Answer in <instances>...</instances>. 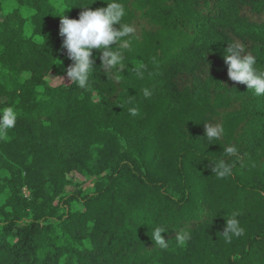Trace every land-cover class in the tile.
<instances>
[{
  "label": "trees",
  "instance_id": "16d2710c",
  "mask_svg": "<svg viewBox=\"0 0 264 264\" xmlns=\"http://www.w3.org/2000/svg\"><path fill=\"white\" fill-rule=\"evenodd\" d=\"M9 1L0 106L18 119L0 141V264H264V95L231 81L224 61L241 42L264 71V0H119L136 27L125 67L105 72L93 50L86 89L49 80L72 63L58 0ZM104 2L63 0L64 15ZM210 121L221 139L203 138ZM226 145L236 154L221 179L212 168ZM234 213L245 232L228 241Z\"/></svg>",
  "mask_w": 264,
  "mask_h": 264
},
{
  "label": "clouds",
  "instance_id": "9594fccd",
  "mask_svg": "<svg viewBox=\"0 0 264 264\" xmlns=\"http://www.w3.org/2000/svg\"><path fill=\"white\" fill-rule=\"evenodd\" d=\"M104 2V0H103ZM105 3V2H104ZM106 7H100L95 10L89 6H81L83 9L79 13L78 19L68 18L64 15L66 6L63 0H58L54 5L60 9L59 34L63 37L62 48L66 50L68 59L72 62L66 68V76L70 86L75 85L80 89L90 87V78L95 73L96 59L93 57V50H99L100 65H103L105 72L115 70L116 72L124 69V57L121 48H128L129 42L126 39L136 32V27L131 23L122 22L125 16V7L119 0H111L106 3ZM118 25V27H116ZM123 41V43H120ZM247 47L241 42L227 43L224 50V61L227 65V74L231 81L245 84L247 89H251L256 95H264V71L256 67V58ZM135 73L138 77L143 76V63H137ZM49 75V74H48ZM114 78L118 79L113 73ZM61 84L64 79L52 78ZM152 92L150 89H144L145 99L150 98ZM132 116L138 115L135 108L129 109ZM18 119V111L14 106H0V141L8 138V131L14 129ZM204 125V135L208 142L221 139L223 128L220 122L210 121ZM224 156L215 161L212 168L213 174L223 179L230 174L231 167L228 163L230 158L236 154L234 146L226 145ZM227 158V160H225ZM236 213L225 220L223 234L225 240L231 241L233 237L244 235L245 229L241 227ZM167 231L163 227L151 228V239L155 244L166 248L167 242L162 233ZM190 236L187 232L178 233L176 240L179 245H185Z\"/></svg>",
  "mask_w": 264,
  "mask_h": 264
},
{
  "label": "rangeland",
  "instance_id": "374dc122",
  "mask_svg": "<svg viewBox=\"0 0 264 264\" xmlns=\"http://www.w3.org/2000/svg\"><path fill=\"white\" fill-rule=\"evenodd\" d=\"M2 1H3V3H5L6 7L12 5L9 0H2ZM61 77L64 79V82L67 81V76L65 74H63V67L60 63H58L57 70L49 73V80L52 83H59L58 81H56L52 78H61ZM24 193L26 195H28V192L26 190H24Z\"/></svg>",
  "mask_w": 264,
  "mask_h": 264
}]
</instances>
